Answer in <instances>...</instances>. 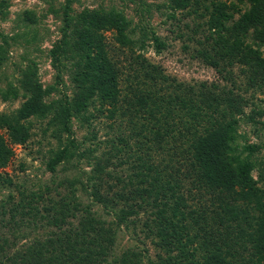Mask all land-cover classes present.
<instances>
[{
	"label": "trees",
	"instance_id": "1",
	"mask_svg": "<svg viewBox=\"0 0 264 264\" xmlns=\"http://www.w3.org/2000/svg\"><path fill=\"white\" fill-rule=\"evenodd\" d=\"M237 1L250 3L251 9L243 11L228 0H184L171 7L195 17L189 37L196 45L193 57L221 74L226 83L220 86L180 81L136 52L125 32L129 20L122 13L88 8L72 12L70 4L65 7V33L53 53L57 58L64 54L66 30L75 22L82 46L78 52L87 53L84 69L76 73L82 90L71 106L85 107L98 92L96 119H103L111 131L103 145L90 152L99 155L84 182L98 202L112 204L116 220L108 224L96 219L91 209L78 207L79 179L62 184L70 188L71 198L50 200L41 215L24 196L7 210L10 204L5 203L2 223L9 216L7 226L15 224L19 231L31 222L44 235L24 246L36 253V261L20 264H142L136 249L115 256L117 227L129 220L136 225L142 210L149 214L148 237L157 236V247L165 254H159L158 264H264V172L253 176L256 147L245 157L233 148L240 117L250 103L245 95L264 94V55L248 41L254 31L264 44V0ZM108 33H114L112 40ZM155 42L159 52L165 49L160 37ZM22 84L29 98L16 119L1 117L15 145L29 137L21 122L48 112L69 122L72 113L70 107L53 110L33 74ZM67 150L52 160L53 167L66 159ZM11 155L0 135V167ZM6 243L4 239L0 250ZM8 260L17 264L15 255L1 258L0 264Z\"/></svg>",
	"mask_w": 264,
	"mask_h": 264
},
{
	"label": "rangeland",
	"instance_id": "2",
	"mask_svg": "<svg viewBox=\"0 0 264 264\" xmlns=\"http://www.w3.org/2000/svg\"><path fill=\"white\" fill-rule=\"evenodd\" d=\"M180 1L0 0V135L12 150L7 165L0 167V212L5 203L10 204L5 207L7 210L24 196L41 215V209L50 200L56 202L64 196L71 198L70 188L62 184L79 179L81 183L76 184L75 196L78 207L91 209L96 219L108 224L116 220L117 210H114L112 204L110 206L98 202L91 193V187L89 189L84 182L90 174L92 161L99 155V151L93 154L90 152L98 150L111 131L103 119H96V111L100 108L98 92L86 101L85 107L78 105L74 107L75 110L71 106L75 96L82 90L76 73L84 67L83 58L87 53L78 52L82 51V46L74 31L75 22L71 23V30H66L69 34L64 42V54L57 58L53 53L65 33V7L70 4L72 12L88 8L99 13H122L129 20L130 25L125 32L135 42L136 52L162 66L170 76L180 81L224 85L226 82L216 69L194 58L196 45L189 37L193 35L195 17L187 18L185 12L179 9L172 11V8H176L174 4L178 5ZM228 1L243 11L251 9L248 2ZM180 3H184V0ZM176 16V20L173 19ZM255 33L249 32L248 41L264 55V44L259 43ZM108 36L112 40L114 33H108ZM156 37H160L165 43V49L160 52L156 49ZM235 70H238V65L234 67ZM31 74L46 89L45 98L48 104L54 106L53 110L70 107L71 118L69 122H65L63 119H54L53 112L43 115L38 113L21 122L28 128L29 137L25 144L15 145L10 142L1 120L16 119L18 110L29 98L22 81ZM245 96L250 99V103L245 115L240 117L233 148L242 157L251 153V146L257 148L251 155L255 161L253 176L256 179L264 172V94L251 91ZM65 147L68 148V156L53 167L52 160ZM139 215L135 218L136 225L129 220L117 227L115 256L128 249H136L142 253V264H158L159 254L165 256L157 247L160 240L157 236L148 237L147 210L140 211ZM1 218L2 216L0 245L4 239L9 240L6 243L9 245L0 250V259L15 255L17 264L28 259L34 263L36 253L30 254L24 246L28 247L35 237L44 236L39 227L30 226V222L16 231L18 226L15 224L7 226L9 216L5 217L3 223ZM71 221L76 223L77 219L73 218ZM11 244L12 252L9 250ZM7 264L12 262L8 260Z\"/></svg>",
	"mask_w": 264,
	"mask_h": 264
}]
</instances>
